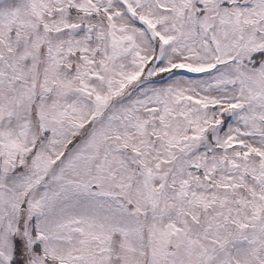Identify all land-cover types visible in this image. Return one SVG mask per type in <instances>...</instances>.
Here are the masks:
<instances>
[{
  "label": "snow or ice",
  "instance_id": "obj_1",
  "mask_svg": "<svg viewBox=\"0 0 264 264\" xmlns=\"http://www.w3.org/2000/svg\"><path fill=\"white\" fill-rule=\"evenodd\" d=\"M0 264H264V0H0Z\"/></svg>",
  "mask_w": 264,
  "mask_h": 264
}]
</instances>
